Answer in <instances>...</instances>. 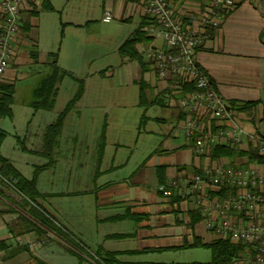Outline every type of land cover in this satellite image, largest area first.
Masks as SVG:
<instances>
[{
  "label": "crops",
  "instance_id": "obj_1",
  "mask_svg": "<svg viewBox=\"0 0 264 264\" xmlns=\"http://www.w3.org/2000/svg\"><path fill=\"white\" fill-rule=\"evenodd\" d=\"M170 1L180 19L187 25L196 26L200 16L210 9L214 0ZM52 2L26 0L23 5L19 32L15 37V56L0 83L15 87L13 115L0 117V129L7 132V137L1 145V154L22 174L14 160L5 152L8 138L12 136L15 139L13 149L18 154L42 157L25 151V148L39 149L43 144L46 128L82 91V96L65 118L56 148L64 134L74 140H86L90 137L95 141L99 140L93 160L96 167L92 183H73V190L67 191L64 184L60 186V183H41L46 172L55 167V160L51 168L43 170L39 175L36 197L38 203L30 202L24 195L10 188L0 189V250L4 253L6 263L95 264V260L103 261L109 253L114 252L120 253L118 259L128 264H221L207 245L221 240L235 241L229 236L224 237L209 229L203 209L196 199L183 195L182 189L173 188L172 181L191 179L207 168L215 169L221 166L264 171L262 165L249 162L245 156L234 159L227 156L213 157L214 150L221 146H236L244 152L255 149L253 139L264 137L253 131L255 127L260 129L261 122H264L263 0H237L236 6L225 14L217 28L208 32L204 44L197 49L198 64L209 75L213 86L224 101L236 110V116L245 130L243 144L219 145L206 155L197 154L194 140L188 139L185 135V124L190 118V112L182 105V99L193 90L192 86L186 85L182 91L177 92L169 90L168 82L162 81L151 69L150 61L142 52L143 48L148 47L168 49L167 45L166 47L155 45L156 40L162 37L147 32V27L156 26V20L144 12L142 0L110 1V8L116 17L120 16L123 21L128 22L137 16L141 19L139 27L123 39L120 47L139 29L146 31L149 37L146 42L138 45L142 58L121 56L122 62L117 72L128 83L120 86L138 85L141 106H147V101H151L147 93L151 88L154 102L176 110L172 113L174 120L167 132L166 146L178 150L180 155L174 157L170 164H162L158 158L154 167L147 168L144 164H138L136 167H130L131 169L130 159L118 158L119 150L123 146L119 140L113 144L116 148L108 155L112 132L109 115L113 105L108 99L109 95H95L93 92H97V88H100L98 92L110 89L92 87L93 85L89 84L96 73L92 71V60L97 53L82 43L78 42L75 45V39L70 46L67 45L65 32H62V39L58 42L56 27L53 30V37L50 38L52 39L50 46H47L50 39L45 41L41 37L43 22L39 9L42 7L48 11L54 10ZM3 27L4 20L0 8V31ZM64 45L68 48L66 56L63 51ZM50 57L55 58V65L47 74L45 73L42 84L32 90L34 99L29 101V104L35 113L24 126V123L20 124L15 108L18 86L31 79L34 65H45L47 58ZM41 70L37 73H42ZM67 77L72 78L78 84V88L67 106L62 111H55L61 86ZM41 92L43 94L39 97ZM232 103L254 105L250 110L244 111L239 107H233ZM35 105L38 108H35ZM40 112H44L43 115L49 118L44 122V126H40L38 132L34 133L30 127ZM6 119L10 120L9 125ZM158 121L164 122L165 119L158 118ZM145 122L146 120L142 121L141 125ZM222 124L210 120L207 123V131L216 132ZM32 135L40 138L39 146L27 145V140ZM47 162L46 159L42 165L33 164L35 170ZM120 171L124 173L117 175ZM104 177L106 179L99 182V179ZM161 186L171 189L173 195L165 196L160 190ZM207 193L209 199L220 196V192L213 189H208ZM56 199L57 207L54 206ZM231 215L239 226L246 225L242 212L235 211ZM22 218L34 222L39 229L25 231ZM217 220H220V217H217ZM197 248L210 249L214 255L213 260L202 263L168 260L167 256L163 259L165 254H177ZM250 251L254 254V250L247 248L230 264H248Z\"/></svg>",
  "mask_w": 264,
  "mask_h": 264
},
{
  "label": "rangeland",
  "instance_id": "obj_2",
  "mask_svg": "<svg viewBox=\"0 0 264 264\" xmlns=\"http://www.w3.org/2000/svg\"><path fill=\"white\" fill-rule=\"evenodd\" d=\"M51 1H53L54 10L48 11L47 8L42 7L39 9L43 22L41 28L42 39L49 41L53 37V30L56 27V40L58 42L62 39V32H65L67 45L70 46L74 41L73 39H75V45L78 42L82 43V45L92 48L97 53L95 59L92 60V71L96 73L89 84L93 85L92 87L110 89L98 92L100 88H97V92H93L95 95H109L108 99L113 105L109 115L112 132L108 155L114 151L116 146L113 144L118 143L119 140L123 146L119 150L118 158L130 159L129 169H131L130 167H136L138 164H144L147 168L154 167L158 158L161 159L162 164L172 163L173 158L178 157L180 152L167 147L166 141L168 139L167 132L174 120L172 113H175L176 110L154 102L155 98L151 88L147 91L151 101H147V106H141L138 85L120 86L128 82L123 80L117 72L118 66L122 62L119 47L123 39L139 27L140 16L135 17L131 22L123 21L120 16L116 17L114 11L110 8L111 0ZM106 12L113 13L115 17L106 20ZM51 42L52 39H50L47 46H50ZM163 43V39L158 38L155 45L166 47V43ZM67 49L64 45L65 56ZM54 62L55 58L50 57L47 58L45 65H34L31 79L19 84L15 108L20 124L23 125L24 123V126H26L27 122L33 118L35 110L29 104V101L34 99L32 90L42 84L45 73L47 74L51 70L55 65ZM43 68L45 69L41 70ZM38 70H41L42 73H37ZM77 88L78 84L72 78L67 77L64 80L55 111H62L67 106L74 97ZM43 114L44 112H40L30 127L32 131L34 130V133L40 126H44V122H47L49 118ZM158 118H164L165 121H158ZM144 120H146L145 124L141 125ZM5 121L9 125L10 120L6 119ZM257 128L255 127L253 131L264 135V122H261L260 129ZM66 137V134H64L60 138L54 156L56 165L46 172L41 183H60V186L64 184L65 189L68 191V189L73 190V183H92L96 167L93 160H95L99 140L95 141L92 137L86 140H74L69 136ZM15 143V139L12 136L9 137L5 143V152L14 160L25 177L32 178L35 172L33 164L36 166L42 165L46 162V159L23 153L18 154L13 149ZM40 144L41 140L36 135H32L27 140L29 147L39 146ZM122 173L124 171L117 172V175ZM105 179V177L100 178L99 182H103ZM36 202L38 203L37 198L32 203ZM57 202V199L54 200L55 207L58 206ZM72 202L73 198H71V205ZM40 220L43 221V219ZM165 258L168 260L208 263L213 260L214 255L208 248H197L177 254H165L163 259Z\"/></svg>",
  "mask_w": 264,
  "mask_h": 264
},
{
  "label": "built area",
  "instance_id": "obj_3",
  "mask_svg": "<svg viewBox=\"0 0 264 264\" xmlns=\"http://www.w3.org/2000/svg\"><path fill=\"white\" fill-rule=\"evenodd\" d=\"M25 2L0 0L4 20L0 31V83L15 56V37L19 32V19ZM142 3L144 12L157 22L156 26L147 27V32L162 37L168 47L167 50L155 47L142 49L151 69L162 81L168 82L172 92L182 91L186 85L192 86L193 90L182 99V105L190 112L185 135L194 140L196 153L206 155L219 145L243 144L245 130L236 116V110L217 92L196 56L208 32L220 25L225 14L236 6L237 0H214L196 26L187 25L178 17L170 0H142ZM113 18L111 12L105 13L106 20ZM210 120L223 124L216 132L207 131ZM253 140L258 152L264 155V137ZM3 187L21 193L14 181L0 172V189ZM172 187L182 189L183 195L196 199L209 229L224 237L229 236L235 242L253 245L254 254L249 252L248 264H264V171L226 166L207 168L191 179H173ZM225 187L237 188L238 191L226 197L209 199L208 189L221 192ZM160 190L167 197L173 195L167 187L161 186ZM235 211L243 213L247 222L245 226H239L232 217L231 213ZM0 264H7L2 250ZM95 264L105 263L98 259Z\"/></svg>",
  "mask_w": 264,
  "mask_h": 264
},
{
  "label": "trees",
  "instance_id": "obj_4",
  "mask_svg": "<svg viewBox=\"0 0 264 264\" xmlns=\"http://www.w3.org/2000/svg\"><path fill=\"white\" fill-rule=\"evenodd\" d=\"M264 2V0H263ZM149 39L146 31L143 29L137 30L131 37H129L125 43L120 47V54L125 58H142L138 51V45L144 43ZM15 87L14 85H2L0 84V117H12L13 110L12 105L14 102ZM43 93H39L41 97ZM82 96V91L71 101L67 109L52 123L50 124L44 134L43 144L39 149L29 150L25 148V151L31 152L35 155L42 156L48 160V162L38 167L35 170V173L32 178L28 179L22 176V174L12 165V163L1 154V145L4 139L7 137V132L0 129V172L6 177L10 178L16 184V187L19 191L31 202H34V199L38 195L37 183L40 173L48 168H51L55 164L54 152L58 143V138L63 131L65 118L68 112L74 107L77 100ZM239 105V106H236ZM253 103L238 104L232 103V106L239 107L241 110H250L253 107ZM35 108H38L35 105ZM21 146L23 147V142L21 141ZM24 149V147H23ZM222 156H227L232 159L245 156L249 162L258 163L264 167V155L260 154L258 150L250 149L247 152L239 150L236 146H221L217 147L214 150L213 157L220 158ZM238 191L237 188L225 187L219 193L220 196L226 197L230 194H236ZM21 221L24 223L23 228L27 232L38 230V226L26 219L22 218ZM199 244H196L198 246ZM211 248L215 254V257L221 261V264H230L233 262L237 255L242 251H245L247 248L249 250H254L252 244L244 243H235L231 240L218 241L214 244L207 245ZM120 253H109L107 257L103 260L105 264H128L121 262L118 257Z\"/></svg>",
  "mask_w": 264,
  "mask_h": 264
}]
</instances>
